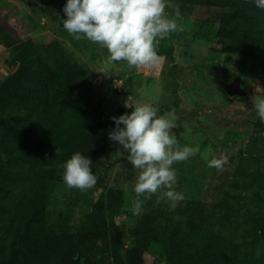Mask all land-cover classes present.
Listing matches in <instances>:
<instances>
[{
    "label": "trees",
    "instance_id": "1",
    "mask_svg": "<svg viewBox=\"0 0 264 264\" xmlns=\"http://www.w3.org/2000/svg\"><path fill=\"white\" fill-rule=\"evenodd\" d=\"M170 2L180 11L195 9L194 33L214 38L221 53L251 59L264 78V9L254 0ZM0 46L13 67L0 81V264H264V165L246 174L257 186L254 208L234 205L228 191L174 210L153 198L124 248L113 224L123 210L122 192L105 189L94 167L115 123L93 102L87 72L57 39H21L2 18ZM166 51L157 47V54ZM251 125L247 150L264 132L257 116ZM77 152L91 159L95 186L102 188L70 231V214L49 206L56 184H64L60 166ZM236 172L244 174L240 166Z\"/></svg>",
    "mask_w": 264,
    "mask_h": 264
},
{
    "label": "rangeland",
    "instance_id": "2",
    "mask_svg": "<svg viewBox=\"0 0 264 264\" xmlns=\"http://www.w3.org/2000/svg\"><path fill=\"white\" fill-rule=\"evenodd\" d=\"M67 0H0V18L19 38L50 41L57 39L85 69L93 85L91 98L112 116L119 117V105L125 113V103H150L158 115L174 112L179 145L198 147L199 152L187 161L176 163L174 190L184 194L182 203L199 198L212 201L228 191L229 200L243 208H254L257 198L256 184L246 175L264 165V132L257 134L252 150H247L252 134L251 120L256 117L252 106L254 96H264V78L251 59L216 50L214 38L202 39L194 33L195 9L180 11L176 18L172 7L166 14L177 20L183 31L171 33L160 40L159 48L168 51L158 54L160 64L153 69L129 68L124 61L109 62L107 49L86 38L79 40L69 35L62 26L63 7ZM7 50L0 46V81L11 71ZM236 75L246 91L242 97L229 96L224 86ZM123 127V125H121ZM123 152L121 145L110 141L95 155L94 167L105 189L122 192L123 210L113 216V224L120 227L124 248L133 244L129 229L135 219L153 199L162 196L166 189L143 201L142 211H131L136 193L133 191L138 175ZM226 156L228 163L222 172L208 167V160ZM241 157H244L242 160ZM240 166L244 174L236 172ZM102 187L94 186L81 192L56 184L50 208L64 209L70 214V231H75L90 210ZM125 210V212H124ZM159 257V247L150 250Z\"/></svg>",
    "mask_w": 264,
    "mask_h": 264
},
{
    "label": "clouds",
    "instance_id": "3",
    "mask_svg": "<svg viewBox=\"0 0 264 264\" xmlns=\"http://www.w3.org/2000/svg\"><path fill=\"white\" fill-rule=\"evenodd\" d=\"M254 4L264 9V0H254ZM166 7H172L175 17H180L179 5L170 0H67L62 26L74 39L84 37L107 49L110 63L124 61L129 68L153 69L160 64L159 41L183 31L177 20L166 14ZM124 106L132 111L111 117L115 128L108 135L128 153V162L138 172L131 211L140 214V197L150 199L161 189L166 191L158 200L169 203L170 210H174L185 197L174 190L176 171L172 166L194 157L199 148L179 145L172 131L178 127L174 112L158 115V109L150 103L126 102ZM252 106L264 123V96H254ZM55 154H59L58 149ZM227 163L226 156L213 157L208 167L222 172ZM91 164V159L79 152L62 164L61 178L67 188L85 192L94 187L97 177Z\"/></svg>",
    "mask_w": 264,
    "mask_h": 264
},
{
    "label": "water",
    "instance_id": "4",
    "mask_svg": "<svg viewBox=\"0 0 264 264\" xmlns=\"http://www.w3.org/2000/svg\"><path fill=\"white\" fill-rule=\"evenodd\" d=\"M240 82H241V76L236 75L230 82L225 84L224 86L225 92L229 96H239V97L244 96L246 94V91L243 89ZM115 112L118 115H122L124 112V108L118 105L115 108Z\"/></svg>",
    "mask_w": 264,
    "mask_h": 264
}]
</instances>
